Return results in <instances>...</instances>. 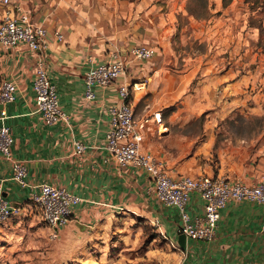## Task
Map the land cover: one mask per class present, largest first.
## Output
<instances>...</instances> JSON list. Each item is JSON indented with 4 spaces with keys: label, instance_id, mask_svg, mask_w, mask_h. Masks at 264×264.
I'll use <instances>...</instances> for the list:
<instances>
[{
    "label": "crops",
    "instance_id": "crops-1",
    "mask_svg": "<svg viewBox=\"0 0 264 264\" xmlns=\"http://www.w3.org/2000/svg\"><path fill=\"white\" fill-rule=\"evenodd\" d=\"M169 1L12 0L14 7L44 27L46 36L45 47L38 51L26 45L0 47V85L5 80L15 85L14 101L4 105V124L13 138L12 157L26 170L25 186H21L12 180L10 163L0 154L3 197L25 208L40 185L48 183L81 200L72 208L69 222L59 231L61 235L77 226H94L106 211L142 212L180 251L178 264H264L263 206L229 201L220 211L214 239H186L182 249L178 244V211L155 197L154 179L133 166L119 167L104 149L110 120L105 108L118 99L115 87L137 83L144 88L132 93L134 117L148 119L141 150L152 154L171 179L207 175L248 184L264 180V137L257 146L251 140L234 150L232 140L226 142L227 148L222 147L226 143L217 146L214 131L207 124L201 128L202 135L194 137L189 117L179 121L177 113L163 114L160 110L172 100L167 98L174 94L173 71L159 65L156 55L146 61L129 58L128 51L135 45L161 47L166 39L163 8ZM55 33L63 39L58 40ZM114 52L129 60L126 75L112 87L96 88L93 100L84 99L88 67L107 61ZM38 61L43 62L55 87L64 121L45 124L36 111L33 82ZM226 76L228 70L211 78L223 82ZM228 85L232 86V79ZM77 142L84 147L79 154ZM187 211L193 219L204 215L198 194L190 196ZM22 217L34 219L30 214Z\"/></svg>",
    "mask_w": 264,
    "mask_h": 264
},
{
    "label": "rangeland",
    "instance_id": "rangeland-1",
    "mask_svg": "<svg viewBox=\"0 0 264 264\" xmlns=\"http://www.w3.org/2000/svg\"><path fill=\"white\" fill-rule=\"evenodd\" d=\"M4 10L0 5V20ZM163 10L166 39L156 47L155 61L173 71L176 82L173 96L167 87L172 100L162 104V113L175 112L179 121L189 117L194 137L207 124L217 146L231 140L233 150L251 140L257 146L264 137V0H170ZM226 70L227 80L218 82ZM33 218L0 227V264L180 260V251L142 212L106 211L94 226L58 232L52 240Z\"/></svg>",
    "mask_w": 264,
    "mask_h": 264
},
{
    "label": "built area",
    "instance_id": "built-area-1",
    "mask_svg": "<svg viewBox=\"0 0 264 264\" xmlns=\"http://www.w3.org/2000/svg\"><path fill=\"white\" fill-rule=\"evenodd\" d=\"M0 5L5 8L0 20V47L11 49L26 45L32 51L45 47L46 30L42 25L33 23L25 11L13 6L12 0H0ZM55 36L58 40L63 39L60 33H55ZM128 54L131 60L146 61L155 56L156 48L148 44L135 45L130 48ZM128 62V59L114 52L107 61L91 64L84 76V99L93 100L96 88L116 85L118 79L126 75ZM115 88L118 99L105 108L110 120L105 133L104 149L119 167L133 166L154 179L155 197L161 203L178 211L179 234H183L189 240L211 242L215 236L220 211L229 201H248L264 207V180L248 184L207 175L171 179L163 165L152 154L141 150L148 119H135L130 99L133 91L142 90L144 85L121 83ZM33 91L36 111L41 114L45 124L65 120L66 116L60 109L55 87L50 83L42 61H38L35 67ZM14 92L15 85L11 81L5 80L1 83L0 154L10 163L12 180L25 186V167L21 161L12 157L13 138L9 127L4 124L7 118L4 105L14 101ZM157 115H154L156 119L159 118ZM83 149L81 143L75 144L77 154ZM194 193L198 194L204 203V215L193 219L187 211V205ZM80 201V198L60 187L43 183L39 187V192L32 195L28 207L23 208L20 205H13L3 197V186L0 181V227L30 214L48 229V237L52 240L69 222L72 208Z\"/></svg>",
    "mask_w": 264,
    "mask_h": 264
},
{
    "label": "water",
    "instance_id": "water-1",
    "mask_svg": "<svg viewBox=\"0 0 264 264\" xmlns=\"http://www.w3.org/2000/svg\"><path fill=\"white\" fill-rule=\"evenodd\" d=\"M185 243H186V237L183 234H179L178 244L182 249L185 248Z\"/></svg>",
    "mask_w": 264,
    "mask_h": 264
},
{
    "label": "bare ground",
    "instance_id": "bare-ground-1",
    "mask_svg": "<svg viewBox=\"0 0 264 264\" xmlns=\"http://www.w3.org/2000/svg\"><path fill=\"white\" fill-rule=\"evenodd\" d=\"M159 117V116H158Z\"/></svg>",
    "mask_w": 264,
    "mask_h": 264
}]
</instances>
